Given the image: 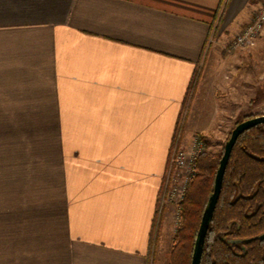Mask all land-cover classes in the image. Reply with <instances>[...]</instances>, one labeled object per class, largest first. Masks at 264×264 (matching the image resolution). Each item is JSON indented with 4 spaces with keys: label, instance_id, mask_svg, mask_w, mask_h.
<instances>
[{
    "label": "crops",
    "instance_id": "obj_1",
    "mask_svg": "<svg viewBox=\"0 0 264 264\" xmlns=\"http://www.w3.org/2000/svg\"><path fill=\"white\" fill-rule=\"evenodd\" d=\"M260 2L0 0V264L150 263L198 66Z\"/></svg>",
    "mask_w": 264,
    "mask_h": 264
},
{
    "label": "rangeland",
    "instance_id": "obj_2",
    "mask_svg": "<svg viewBox=\"0 0 264 264\" xmlns=\"http://www.w3.org/2000/svg\"><path fill=\"white\" fill-rule=\"evenodd\" d=\"M262 1L254 15L260 10ZM236 36L221 28L218 34H214L213 39H220L212 43L213 51H207L198 66L171 150L149 264H170L174 239L182 223L180 204L184 198L181 200L179 194L184 182L183 177L175 175L178 173L175 168L176 154L191 151L198 144L196 142H201L197 161L204 153L219 159L237 124L264 115V29L249 43L232 49ZM172 189L177 192L175 190L170 194Z\"/></svg>",
    "mask_w": 264,
    "mask_h": 264
},
{
    "label": "trees",
    "instance_id": "obj_3",
    "mask_svg": "<svg viewBox=\"0 0 264 264\" xmlns=\"http://www.w3.org/2000/svg\"><path fill=\"white\" fill-rule=\"evenodd\" d=\"M204 153L181 201L170 264H191L220 159ZM264 123L245 131L231 153L200 264H264Z\"/></svg>",
    "mask_w": 264,
    "mask_h": 264
},
{
    "label": "water",
    "instance_id": "obj_4",
    "mask_svg": "<svg viewBox=\"0 0 264 264\" xmlns=\"http://www.w3.org/2000/svg\"><path fill=\"white\" fill-rule=\"evenodd\" d=\"M262 123H264V115H258L244 120L243 122L237 124V126L233 129L229 140L226 142L224 147V153L220 160L219 168L215 176L214 190L212 195L210 196L208 205L204 211L201 224L197 233L191 264L201 263L206 235L208 233L210 223L212 222L213 215L220 198L226 168L238 138L245 131ZM259 239L264 240V234L261 235Z\"/></svg>",
    "mask_w": 264,
    "mask_h": 264
},
{
    "label": "built area",
    "instance_id": "obj_5",
    "mask_svg": "<svg viewBox=\"0 0 264 264\" xmlns=\"http://www.w3.org/2000/svg\"><path fill=\"white\" fill-rule=\"evenodd\" d=\"M264 29V0L262 1L260 10L254 15L251 20V24L246 28L240 35L236 36L231 44L232 49H237L241 45L249 43ZM195 148L191 151H179L176 154L175 158V168L178 173V176L183 177L184 187L180 189V199L182 200L185 197L188 185L192 177L196 174L197 171V158L201 152V142H196ZM184 174V175H183ZM183 175V176H182ZM182 179V178H181ZM176 189H172L170 194H172ZM177 192V190L175 191Z\"/></svg>",
    "mask_w": 264,
    "mask_h": 264
}]
</instances>
